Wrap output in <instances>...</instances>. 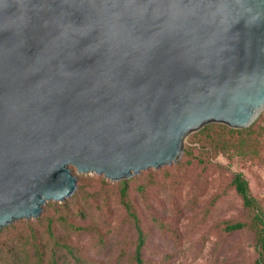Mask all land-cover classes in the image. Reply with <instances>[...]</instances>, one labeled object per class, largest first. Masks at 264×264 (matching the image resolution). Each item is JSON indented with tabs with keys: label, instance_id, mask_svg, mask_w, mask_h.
Instances as JSON below:
<instances>
[{
	"label": "water",
	"instance_id": "95a60500",
	"mask_svg": "<svg viewBox=\"0 0 264 264\" xmlns=\"http://www.w3.org/2000/svg\"><path fill=\"white\" fill-rule=\"evenodd\" d=\"M263 109L264 0H0V228Z\"/></svg>",
	"mask_w": 264,
	"mask_h": 264
},
{
	"label": "rangeland",
	"instance_id": "374dc122",
	"mask_svg": "<svg viewBox=\"0 0 264 264\" xmlns=\"http://www.w3.org/2000/svg\"><path fill=\"white\" fill-rule=\"evenodd\" d=\"M253 123L261 135L256 145H244L243 152L215 153L201 137H192L198 129L186 137L184 145L192 146L202 162L178 171L175 164L181 155L158 171L124 178H132L128 192L147 235L145 264H254L258 252L252 233L227 229L228 223L245 219L242 201L230 185L235 172L247 180L250 194L264 211V109ZM72 173L76 187L66 198L71 210L76 209L72 198L80 186L89 193L100 192L101 198L85 217H67L72 227L62 243L70 246L72 254L66 261L59 258L43 264H134L136 233L120 203L117 184L121 179L75 168ZM17 260L21 262L20 257Z\"/></svg>",
	"mask_w": 264,
	"mask_h": 264
},
{
	"label": "trees",
	"instance_id": "16d2710c",
	"mask_svg": "<svg viewBox=\"0 0 264 264\" xmlns=\"http://www.w3.org/2000/svg\"><path fill=\"white\" fill-rule=\"evenodd\" d=\"M260 135L261 132L256 130L254 123L239 129L230 128L221 123H208L195 132L192 137H201L215 153L228 154L232 151L243 152L244 145L249 143L256 145ZM193 149L190 145H184L182 157L175 164L178 171L184 165L190 166L203 161L202 156ZM70 168L73 170L74 167L70 166ZM162 168H164L163 165L159 168H147L143 171L151 173L155 172L152 169L158 171ZM129 180H119L117 189L120 191V203L126 211L127 217L132 220L136 233L135 246L131 256L133 263L145 264L143 248L147 235L130 199ZM101 181L103 182V180ZM230 185L242 201L245 219L228 223L227 229L230 231H250L258 252L254 264H264V211L259 201L250 194L247 180L241 173L235 172L230 176ZM80 190L81 193L77 191L72 198L76 203V209L71 210L69 208L70 205L66 198L63 201H50L42 206V211L38 216L18 219L0 228V264L53 263L59 258L66 261L67 256L72 254L70 246L62 243L65 240L64 234L70 232V227H72L68 223L67 217L69 214L85 217L87 209L101 198V193L98 191L89 193L86 189H81V186ZM106 196L107 194H104V197ZM19 257L21 262L17 260Z\"/></svg>",
	"mask_w": 264,
	"mask_h": 264
}]
</instances>
